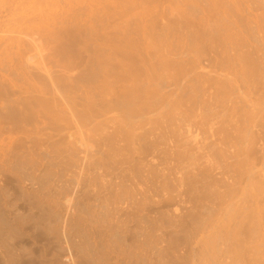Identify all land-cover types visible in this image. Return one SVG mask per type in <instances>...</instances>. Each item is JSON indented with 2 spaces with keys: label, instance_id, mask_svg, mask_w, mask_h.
<instances>
[{
  "label": "rangeland",
  "instance_id": "1",
  "mask_svg": "<svg viewBox=\"0 0 264 264\" xmlns=\"http://www.w3.org/2000/svg\"><path fill=\"white\" fill-rule=\"evenodd\" d=\"M263 82L264 0H0V264H264Z\"/></svg>",
  "mask_w": 264,
  "mask_h": 264
},
{
  "label": "bare ground",
  "instance_id": "2",
  "mask_svg": "<svg viewBox=\"0 0 264 264\" xmlns=\"http://www.w3.org/2000/svg\"><path fill=\"white\" fill-rule=\"evenodd\" d=\"M225 78H226V77H225ZM225 78H224V82H226V81H225ZM165 81H166V80H165ZM165 81H164V82H165ZM162 82H163V81H162ZM158 83H159V82H158ZM170 83H171V82H170ZM226 83H227V82H226ZM230 83H231V81H230ZM230 83H229V84H230ZM164 84H165V83H164ZM164 84H163V85H164ZM167 84H168V82H167ZM159 85L161 86L162 84H159ZM169 85H170V84H169ZM263 85H264V82H263ZM165 95H166V94H165ZM193 98H194V97H193ZM207 100H209V98H208ZM207 100H206V101H207ZM211 100H212V99H211ZM263 100H264V99H263ZM206 101H205V103H206ZM212 101L218 102L217 100H212ZM209 102H210V101H209ZM209 102H208V103H209ZM202 103L205 104L204 102H202ZM202 103H201V105H202ZM210 103H211V102H210ZM210 103H209V104H210ZM211 105H212V104H211ZM215 105H216V104H215ZM253 106H256V105H253ZM262 106H263V105H262ZM257 107H259V105H258ZM255 108H256V107H255ZM252 109H253V108H252ZM251 111H253V110H251ZM261 111H262V110H261ZM261 111H260V112H261ZM254 112H255V111H254ZM256 113H257V112H256ZM263 113H264V112H263ZM258 114H259V113H258ZM258 114H257V115H258ZM256 117H257V116H256ZM213 119H215V118H213ZM244 124H245V123H244ZM248 124H249V123H248ZM242 125H243V124H242ZM187 126H188V125H187ZM243 126H245V125H243ZM248 126H249V125H248ZM250 126H251V124H250ZM253 126H255V125H253ZM253 126H252V127H253ZM184 127H186V126H184ZM210 127H211V126H210ZM245 127H247V126H245ZM185 129H186V132H185V133H187V134L191 133V132H190V128H189V126L186 127ZM241 130H242V129H240V131H241ZM245 130H246V129H245ZM243 131H244V130H243ZM246 132H247V133H249V132L251 133V131H249V132L246 131ZM196 133H197V132H196ZM242 134H243V133H242ZM246 135H248V134H246ZM246 135H245L244 138H246ZM249 135H251V134H249ZM196 136H197V135H192V137H190V138H192V139H191V140H192V143H195V144H196V143H197V142H196L197 140H198V142L201 141V140L199 141V139H198V138H199V135L197 136L198 138H197ZM243 136H244V134H243ZM196 139H197V140H196ZM204 139H205V138H204ZM204 139H203V140H204ZM241 140H242V139H241ZM248 140H250V139H248ZM248 140L246 141L245 139H243V144L245 143V145H246V144L248 143ZM205 141H207V140L205 139ZM205 141H204V143H205ZM239 141H240V140H239ZM252 141H253V140H252ZM250 142H251V141H250ZM202 143H203V141H202ZM204 143H203V144H204ZM252 143H253V142H252ZM252 143H249L248 148H247V145H246V147L244 146L246 150H244V149H243V150L245 151L244 153H246L247 157L254 153L253 150H251V148H250V147H252V145L250 146V144H252ZM204 145H205V144H204ZM204 145H203V146H204ZM206 145H207V143H206ZM253 145H255V144L253 143ZM199 146H200V145H199ZM199 146H198V147H199ZM201 146H202V145H201ZM258 146H259V148L261 147L259 152H262V153H260L261 156H259V157H260L259 160L261 161V164L264 166V142L261 143V144L258 145ZM195 147H196V146H195ZM209 147H210V146H209ZM244 147H243V148H244ZM253 147H254V146H253ZM184 148H185V147H184ZM202 148H203V147H201V148H200V147H199V148L196 147V148H195V149H197L196 152H195V150L192 151V153H191V151H190V153H188L187 155H188V156H191V155H189V154H193V156H194V154H197V153L203 155L201 151H203V150L205 149V146H204L203 149H202ZM206 148H208V147H206ZM187 149H188V152H189V148H187ZM187 149H186V151H187ZM191 149H192V148H191ZM198 149H199V150L202 149V150L200 151L201 153L198 152V151H199ZM184 152H185V151H184ZM184 152H183V153H184ZM205 153H207V152H205ZM208 155H209V154H206L207 158H208ZM220 155H222V154H220ZM180 156H181V155H180ZM183 156H184V155H183ZM183 156H182V157H183ZM203 156H204V155H203ZM203 156H202V157H203ZM206 156H205V157H206ZM210 156H211V155H210ZM182 157H181V158H182ZM199 157H200V155H199ZM202 157H200V158H202ZM223 157H224V156H223ZM259 157H258V158H259ZM184 158H185V156H184ZM193 158H194V160L197 159V157H195V156H194ZM200 158H199V159H200ZM207 158H206L205 160H207ZM210 158H211V157H210ZM190 159H191V157H190ZM186 160H187V158H186ZM186 160H185V161H186ZM188 160H189V159H188ZM188 160H187V161H188ZM191 160H192V159H191ZM212 160H213V159H212ZM181 161L183 162L182 159H181ZM208 161H209V160H208ZM194 162H195V161H194ZM259 163H260V162H259ZM253 166H254V165H253ZM253 166H252V167H253ZM260 166H261V165H260ZM250 167H251V166H250ZM219 168H220V167H218V166L215 167V169H219ZM262 168H263V167H262ZM251 169H252V168H251ZM246 170H247V168H246ZM263 170H264V168H263ZM248 171H249V167H248ZM248 171H247V172H248ZM251 171H252V170H251ZM251 171H250V173H251ZM260 173H261V172H259V174H260ZM250 175H251V174H250ZM250 175H249V176H250ZM259 176H260L259 179H258V180H255V182H253V179H252V180L249 181L248 183H245V184H244V186H243L242 189H241L240 196H245V195H244V192H243L244 190H246V193H247L248 196H249L251 193H252V194H255V196H256V193H257V194H261V193H262V188H261V187L264 185V173H261ZM181 178H182V177H181ZM181 178H180V180H181ZM248 178H249V177H248ZM180 180H179V181H180ZM226 194H227V196H226L225 198H228V199L232 200L233 197L237 196L238 193H237L234 189L227 188V190H226ZM248 196H247V200H246V196H245V198H242V197H241L239 201H243V202H244V201L246 200V202H247V201H248ZM250 197H251V195H250ZM256 197H257V196H256ZM253 198H255V197H253ZM250 200H251V199H250ZM250 200H249V202H250ZM246 202H245V203H246ZM252 213H253V212H252Z\"/></svg>",
  "mask_w": 264,
  "mask_h": 264
}]
</instances>
